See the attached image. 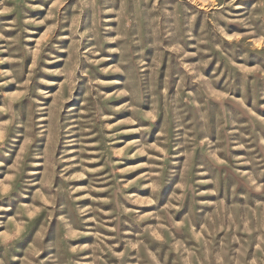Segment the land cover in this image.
Masks as SVG:
<instances>
[{
	"label": "rangeland",
	"instance_id": "374dc122",
	"mask_svg": "<svg viewBox=\"0 0 264 264\" xmlns=\"http://www.w3.org/2000/svg\"><path fill=\"white\" fill-rule=\"evenodd\" d=\"M0 264H264V0H0Z\"/></svg>",
	"mask_w": 264,
	"mask_h": 264
}]
</instances>
